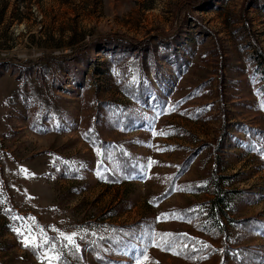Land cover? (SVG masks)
Listing matches in <instances>:
<instances>
[{"label":"rangeland","instance_id":"1","mask_svg":"<svg viewBox=\"0 0 264 264\" xmlns=\"http://www.w3.org/2000/svg\"><path fill=\"white\" fill-rule=\"evenodd\" d=\"M258 48L264 0H0V264H264Z\"/></svg>","mask_w":264,"mask_h":264},{"label":"snow or ice","instance_id":"2","mask_svg":"<svg viewBox=\"0 0 264 264\" xmlns=\"http://www.w3.org/2000/svg\"><path fill=\"white\" fill-rule=\"evenodd\" d=\"M264 106V105H262ZM175 215V214H173ZM17 234L18 235H24V233L20 232L19 230H17ZM67 241V246H71L74 250L78 251L79 248L78 246L75 244L74 238L72 236H68L64 238ZM161 241L163 243H167V234L163 237H161ZM26 247H33V248H41L42 245L38 244L36 242V238L34 236L29 235L28 237H26L23 241H22ZM158 246V245H157ZM205 247H207L205 245ZM50 251L55 252V247L50 246ZM45 259H47L49 261V264H54V262L58 261L60 259L59 254H54V255H48V253H44ZM145 259H147V257H145Z\"/></svg>","mask_w":264,"mask_h":264},{"label":"trees","instance_id":"3","mask_svg":"<svg viewBox=\"0 0 264 264\" xmlns=\"http://www.w3.org/2000/svg\"><path fill=\"white\" fill-rule=\"evenodd\" d=\"M142 44V43H141ZM256 52H257V54H258V57L261 59V61L264 63V52L260 49V48H258L257 50H256ZM183 173V171H181L180 173H179V175H181ZM170 195V193H168V192H165V193H163L160 197H158V201H156V202H160L161 200H164V199H166L168 196Z\"/></svg>","mask_w":264,"mask_h":264}]
</instances>
